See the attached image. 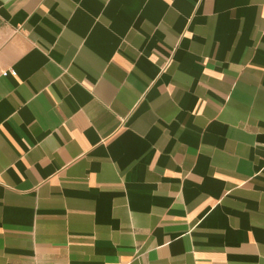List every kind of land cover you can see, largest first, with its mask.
Masks as SVG:
<instances>
[{
    "label": "crops",
    "instance_id": "1",
    "mask_svg": "<svg viewBox=\"0 0 264 264\" xmlns=\"http://www.w3.org/2000/svg\"><path fill=\"white\" fill-rule=\"evenodd\" d=\"M0 264H264V0H0Z\"/></svg>",
    "mask_w": 264,
    "mask_h": 264
}]
</instances>
